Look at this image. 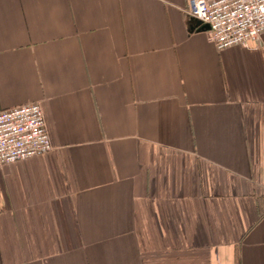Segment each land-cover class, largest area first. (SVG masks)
I'll return each instance as SVG.
<instances>
[{
    "label": "crops",
    "instance_id": "1",
    "mask_svg": "<svg viewBox=\"0 0 264 264\" xmlns=\"http://www.w3.org/2000/svg\"><path fill=\"white\" fill-rule=\"evenodd\" d=\"M188 1L0 0V108L52 146L0 167V264H264V34Z\"/></svg>",
    "mask_w": 264,
    "mask_h": 264
},
{
    "label": "built area",
    "instance_id": "2",
    "mask_svg": "<svg viewBox=\"0 0 264 264\" xmlns=\"http://www.w3.org/2000/svg\"><path fill=\"white\" fill-rule=\"evenodd\" d=\"M187 15L208 27L209 41L219 51L264 34V0H189ZM51 150L39 104L0 108V167Z\"/></svg>",
    "mask_w": 264,
    "mask_h": 264
},
{
    "label": "water",
    "instance_id": "3",
    "mask_svg": "<svg viewBox=\"0 0 264 264\" xmlns=\"http://www.w3.org/2000/svg\"><path fill=\"white\" fill-rule=\"evenodd\" d=\"M195 26L199 27L201 30L208 31V27L206 25H201L199 21L195 22Z\"/></svg>",
    "mask_w": 264,
    "mask_h": 264
}]
</instances>
